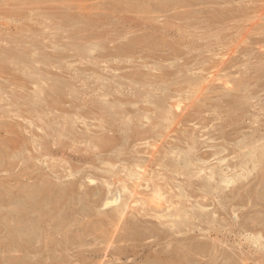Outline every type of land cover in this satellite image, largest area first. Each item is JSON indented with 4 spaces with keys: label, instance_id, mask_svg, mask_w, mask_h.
<instances>
[{
    "label": "rangeland",
    "instance_id": "1",
    "mask_svg": "<svg viewBox=\"0 0 264 264\" xmlns=\"http://www.w3.org/2000/svg\"><path fill=\"white\" fill-rule=\"evenodd\" d=\"M172 1L0 0V264H264V0Z\"/></svg>",
    "mask_w": 264,
    "mask_h": 264
},
{
    "label": "bare ground",
    "instance_id": "2",
    "mask_svg": "<svg viewBox=\"0 0 264 264\" xmlns=\"http://www.w3.org/2000/svg\"><path fill=\"white\" fill-rule=\"evenodd\" d=\"M170 1H172V0H170ZM191 1H192V0H191ZM172 2H173V1H172ZM172 2H171V3H172ZM210 16H211V15H210ZM212 17H213V16H212ZM210 19H211V17H210ZM262 33H264V32H262ZM262 41H263V40H262ZM24 58H25V57H24ZM262 58H264V57L262 56ZM263 60H264V59H263ZM20 61H21V60H20ZM233 62H234V61H233ZM236 63H237V62H236ZM262 63H263V62H262ZM232 64H234V63H232ZM232 64H230V65L232 66ZM258 64H259V63H258ZM220 65H221V64H220ZM234 65H235V64H234ZM234 65H233V66H234ZM259 65H260V64H259ZM259 65H258V67H259ZM228 67H229V66H228ZM258 67H257V68H258ZM260 68H261V67H260ZM257 72H259V70H258ZM263 73H264V72H263ZM257 74H258V73H257ZM258 75H261V73L258 74ZM258 75H257V76H258ZM263 75H264V74H263ZM257 76H256V77H257ZM35 77H36V76H35ZM259 77H260V76H259ZM261 77H262V76H261ZM240 81H242V80H240ZM243 81H244V80H243ZM243 83H244V82H243ZM243 83H241V84L243 85ZM244 84H246V82H245ZM242 85H241V86L239 85V89H241L240 87H242ZM236 86H237V85H236ZM245 86H246V85H244V87H245ZM234 87H235V85H234ZM234 87H233V88H234ZM244 87H243V89H244ZM246 88H247V87H245V90H246ZM239 89H238V90H239ZM247 89H248V88H247ZM235 90H237V89L234 88V91H235ZM238 90H237V91H238ZM215 91H216V90H215ZM225 91H226V90H225ZM229 91H230V90H229ZM238 93H239V92H238ZM215 94H216V93H215ZM220 94H221V92H220ZM240 94H241V92H240ZM38 95H39V94H38ZM233 95H234V94H233ZM238 95H239V94H238ZM41 96H44V95H41ZM46 97H47V96H46ZM46 97H45V98H46ZM232 102H233V101H232ZM168 103H169V102H168ZM110 108H111V107H110ZM112 108H113V106H112ZM112 108H111V109H112ZM174 108H175V107H174ZM155 110H156V109H155ZM155 110H154V111H155ZM162 110H163V109H162ZM231 111H233V110H231ZM228 112H229V111H228ZM181 113H182V112H181ZM160 114H161V113H160ZM172 114H173V113H172ZM164 116H165V115H164ZM161 117H162V116H161ZM189 118H190V117H189ZM190 119H191V118H190ZM232 132H234V131H232ZM63 134H64V133H63ZM63 134H62V135H63ZM194 145H195V144H194ZM244 145H245V143H244ZM148 151H149V150H148ZM158 151H159V150H158ZM249 151H250V150H249ZM154 153H157V151L154 152ZM158 153H159V152H158ZM150 154H151V152H150ZM238 161H239V160H238ZM230 163H231V162H230ZM236 164H237V163H236ZM225 165H226V164H225ZM229 165H230V164H229ZM231 166H232V164H231ZM234 168H235V167H234ZM129 171H130V170H129ZM220 171H221V170H219V172H220ZM222 172H223V171H222ZM211 174H212V173H211ZM222 175H223V174H222ZM139 177H140V174L137 173V178H139ZM211 178H212V177H211ZM211 178H210V179H211ZM263 178H264V177H263ZM258 179H260V178H258ZM125 180H126V179H125ZM261 180H263V179H262V176H261ZM137 181H138V180H137ZM121 183H122V182H121ZM203 183H205V182H203ZM261 183H262V182H261ZM143 185H144V184H143ZM116 186H117V185H116ZM122 186H125V185L122 184ZM136 186H138V185H135V187H136ZM125 187H126V186H125ZM135 187H134V189H135ZM147 187H148V186H147ZM243 187H244V186H243ZM243 187H242V188H243ZM107 189H109V188H107ZM125 189H126V188H125ZM134 189H133V190H134ZM154 189H155V188H154ZM120 190H121V189H120ZM151 190H153V189H151ZM121 191H123V190H121ZM127 191H128V190H127ZM130 191H131V190H130ZM134 191H136V190H134ZM132 192H133V191H132ZM132 192H131V193H132ZM124 193H126V190H125ZM133 193H134V192H133ZM141 193H142V192H141ZM241 193H242V192H241ZM127 194H128V193H127ZM127 194H126V195H127ZM145 194H146V193H145ZM147 194H148V193H147ZM121 195H122V194H121ZM131 195H133V194H131ZM148 195H149V194H148ZM242 195H243V193H242ZM4 196H5V195H4ZM6 196H8V195H6ZM45 196H46V195H45ZM133 196H134V195H133ZM36 197H37V196H36ZM42 197H43V196H42ZM1 198H3V197H1ZM38 198H39V197H38ZM38 198H35V199L37 200ZM124 198H125V197H124ZM151 198H152V197H151ZM126 199H127V198H126ZM126 199H125V200H126ZM149 199H150V198H149ZM161 199H162V198H161ZM33 200H34V199H33ZM134 200H135V199H134ZM163 200H164V199H163ZM127 201H128V200H127ZM127 201H126V202H127ZM129 201H130V200H129ZM132 201H133V200H132ZM159 201H160V200H159ZM239 201H240V200H239ZM4 202H5V201H4ZM37 202H39V201H37ZM70 202H71V201H70ZM126 202H124V203H125V206H127V203H126ZM142 202H143V204H144V201H142ZM145 202H146V201H145ZM149 202L151 203V199L149 200ZM152 202H153V201H152ZM32 203H33V202H32ZM39 203H40V202H39ZM124 203H123V204H124ZM158 203H159V202H158ZM33 204H34V203H33ZM63 204H64V203H63ZM130 204H131V203H130ZM154 204H155V203H154ZM165 204H166V203H165ZM84 205H85V204H84ZM128 205H129V204H128ZM70 206H71V205H70ZM70 206H68V209H70V208H69ZM122 206H123V205H122ZM154 206H155V205H154ZM71 207H72V206H71ZM118 207H119L120 209L123 210V207H120V205H119ZM34 208H35V207H34ZM52 208H53V207H52ZM57 208H58V207H57ZM126 208H127V207H126ZM130 208H131V207H130ZM130 208H128V209H130ZM155 208H156V207H155ZM55 209H56V208H55ZM64 209H65V208H64ZM72 209H73V208H72ZM114 209H115V208H114ZM116 209H117V208H116ZM120 209H117V212H118ZM124 209H125V208H124ZM158 209H159V208H158ZM158 209H157V210H158ZM159 210H162V209H159ZM70 211H71V210H70ZM110 211H111V210H110ZM123 211H124V210H123ZM66 212H68V210H67ZM72 212H73V211H72ZM121 212H122V211H121ZM131 212H132V210H131ZM145 212H146V211H145ZM156 212H157V211H156ZM160 212H161V211H160ZM69 213H70V212H69ZM118 213H119V212H118ZM136 213H137V212H136ZM70 214H71V213H70ZM70 214H69V215H70ZM122 214H123V213H122ZM178 214H179V213H178ZM65 215H67V214L65 213ZM109 216H110V215H109ZM58 217H61V216H58ZM107 217H108V216H107ZM123 217H124V216H123ZM65 218H66V217H65ZM112 218H113V217H112ZM69 220H71V219H69ZM123 220H124V219H123ZM59 221H61V220H59ZM63 221H64V220H63ZM64 222H65V221H64ZM138 222H139V221H138ZM131 223H132V222H131ZM64 224H65V223H64ZM78 224H79V223H78ZM86 224H87V223H86ZM120 224H121V223H120ZM132 224H133V223H132ZM245 224H246V223H245ZM245 224H244V225H245ZM60 225H61V224H60ZM79 225H80V224H79ZM244 225H243V226H244ZM247 225H248V224H247ZM83 226H84V225H83ZM131 226H132V225H131ZM147 226H148V225H147ZM158 226H159V225H158ZM248 226H249V225H248ZM250 226H251V225H250ZM65 227H66V226H65ZM91 227H92V226H91ZM115 227H116V226H115ZM263 227H264V226H263ZM15 228H16V227H15ZM86 228H87V227H86ZM144 228H145V227H144ZM144 228H142V229H144ZM61 229H62V227H61ZM88 229H89V228H88ZM113 229H114V228H113ZM149 229H151V228H149ZM156 229L159 230V228H156ZM249 229L251 230V228H249ZM62 230H63V229H62ZM80 230H81V229H80ZM114 230H115V229H114ZM123 230H124V229H123ZM146 230H147V229H146ZM158 230H157V231H158ZM161 230H162V229H161ZM257 230H258V229H257ZM81 231H82V230H81ZM84 231H85V229H84ZM138 231H139V230H138ZM129 232H130V231H129ZM132 232H133V231H132ZM147 232H148V231H147ZM130 233H131V232H130ZM149 233H150V232H149ZM78 234H79V233H78ZM82 234H83V233H82ZM143 234H144V233H143ZM151 234H152V233H151ZM163 234H164V233H163ZM18 235H19V234H18ZM137 235H138V234H136L135 236H137ZM154 235H155V234H154ZM76 236H77V235H76ZM81 236H82V235H81ZM141 236H142V235H141ZM149 236H150V235H149ZM15 237H17V235H16ZM106 237H107V235H106ZM106 237H105V238H106ZM111 237H112V235H111ZM121 237H122V236H121ZM139 237H140V236H139ZM74 238H75V237H74ZM77 238H78V237H77ZM79 238H81V237H79ZM125 238H126V237H125ZM125 238H124V240H125ZM128 238H130V237H128ZM24 239H25V237H24ZM119 239H120V237H119ZM158 239H160V238H158ZM137 240H138V239H137ZM140 240H141V237H140ZM23 245H24V244H23ZM134 246H135V245H134ZM122 247H123V246H122ZM120 248H121V247H120ZM135 248H136V247H135ZM157 259H158V258H157ZM161 260H162V259H161ZM168 260H169V259H168ZM155 261H156V260H155ZM147 263H148V261H147ZM150 264H151V263H150ZM152 264H153V263H152ZM156 264H157V263H156ZM168 264H169V263H168ZM178 264H179V262H178Z\"/></svg>",
    "mask_w": 264,
    "mask_h": 264
}]
</instances>
